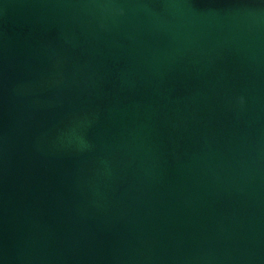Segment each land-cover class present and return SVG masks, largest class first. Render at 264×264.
I'll list each match as a JSON object with an SVG mask.
<instances>
[{"label":"water","instance_id":"95a60500","mask_svg":"<svg viewBox=\"0 0 264 264\" xmlns=\"http://www.w3.org/2000/svg\"><path fill=\"white\" fill-rule=\"evenodd\" d=\"M0 264H264V0H0Z\"/></svg>","mask_w":264,"mask_h":264}]
</instances>
